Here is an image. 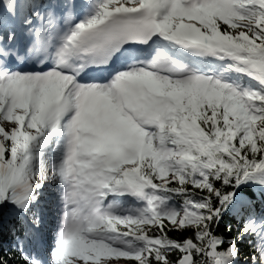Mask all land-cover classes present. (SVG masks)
Here are the masks:
<instances>
[{
	"label": "snow or ice",
	"instance_id": "obj_1",
	"mask_svg": "<svg viewBox=\"0 0 264 264\" xmlns=\"http://www.w3.org/2000/svg\"><path fill=\"white\" fill-rule=\"evenodd\" d=\"M0 264H264V0H0Z\"/></svg>",
	"mask_w": 264,
	"mask_h": 264
}]
</instances>
